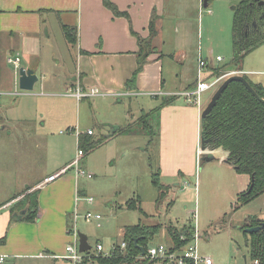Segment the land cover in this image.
<instances>
[{
	"label": "rangeland",
	"instance_id": "obj_1",
	"mask_svg": "<svg viewBox=\"0 0 264 264\" xmlns=\"http://www.w3.org/2000/svg\"><path fill=\"white\" fill-rule=\"evenodd\" d=\"M239 1L211 0L209 6L204 8L206 11L202 14L200 34L196 36L198 51L196 58L192 59L199 65L200 55L207 61L215 58L214 67H207L205 71L206 77L218 73L242 74L238 73L241 70L233 68L236 65L232 34L233 6H237ZM46 24L48 33L45 32L41 44V63L45 70L42 75L48 77L46 85L42 79L36 83L33 91L28 92L31 95H18L23 92L18 87L20 92H14L15 95L8 97L3 102L5 106L0 108V125H3L0 128V205L76 158L80 148L75 140L76 135L88 134V130H92L94 135H87L89 139L107 138L97 147L86 151L80 160V167L92 173L93 177L78 175L74 167L54 182L46 183L39 192L42 196V216L51 222L60 216V212L57 213L50 206L54 197L58 209L71 212L67 214L72 216L70 226L75 225L78 232L88 236L92 259L87 264H98L95 260L98 255L97 243H102L105 251L111 250L115 244L122 242L124 227L138 222L162 225L159 234L149 245L170 244L169 225L179 230L192 227L194 233L198 230L201 235L192 245H197L199 254L211 256L214 264H252L251 258L247 263L244 259V255L249 254V246L243 225L251 215L264 219V193L244 205L239 203L238 192L248 185L250 177L223 161L226 157L223 158L225 151L222 148L213 150L215 158L212 160L205 159L206 153L197 151V147L200 149L201 119L199 143L196 139H188L192 125L188 133L186 123L178 124L184 135L188 133L185 149L188 168H194L197 153L196 173L176 180L169 176L161 178L167 189L157 202L159 190L153 183V173L159 169L157 151L160 127L158 129L155 118L154 123L152 121L154 135L149 134L148 130L143 129L140 116L143 111L156 106L161 96L158 99L145 94L114 97L106 92L83 100L70 96L72 87L80 84L78 79L73 78L75 49L70 48L64 38L56 17L48 16ZM218 55L223 59L216 60ZM195 61H191L192 66ZM179 66L180 62L165 57L164 77L169 87H179ZM241 66L252 81L264 82V42L244 57ZM224 70L226 73L222 72ZM216 89L203 92L202 102L203 99L208 102ZM176 102L190 103L179 94ZM191 105L195 106L194 103ZM70 128H74V131ZM174 143L178 146L182 140ZM88 197L93 198L92 203L88 202ZM139 200L141 208L126 206L128 202L139 203ZM10 208V205L0 206V216H12ZM88 212L101 214L102 218L88 221L85 218ZM8 226L0 234V237L6 235L7 240L11 231L10 228L7 230ZM11 232L8 252L17 255L7 256L2 264H65L48 253L39 255L43 252L41 248H19L18 245L26 238H31L29 228L16 227ZM45 235L64 253L67 244L74 239L67 230L57 239ZM32 236L38 247L40 241L46 238L42 231L36 229L32 230ZM7 240L1 245L5 246Z\"/></svg>",
	"mask_w": 264,
	"mask_h": 264
},
{
	"label": "crops",
	"instance_id": "obj_2",
	"mask_svg": "<svg viewBox=\"0 0 264 264\" xmlns=\"http://www.w3.org/2000/svg\"><path fill=\"white\" fill-rule=\"evenodd\" d=\"M110 1L117 6L120 12H127V15L115 14L111 8L105 5L104 0H0V108L2 109L5 106L3 102L8 97L15 95L14 92L17 94L20 92L17 89L19 87V76L14 69V65L8 60L10 57L20 58L23 67L34 68L39 75L38 82L45 80L46 85L48 77L42 75L45 70L41 63L43 53L41 44L45 32L48 33L46 28L48 16L57 18L61 24L63 35L64 24L77 27L76 43L72 44L66 40L70 48L75 49L76 69L73 78L76 81L78 79V82L84 88L97 86L101 92L109 93L110 96L114 97H135L145 94L158 99L161 96L157 105L160 104L162 96L178 95L190 88L197 80L199 65L192 58H196L198 51L196 36L200 34L202 14L206 11L204 0ZM153 14L158 17L156 21L158 34L153 39V49L138 74L136 87L127 90L126 82L138 66V52L140 51L138 35L143 38L150 35L149 26ZM166 56L173 61L180 62L177 74L179 89L174 86L169 87L166 83L164 77ZM192 60L195 61L194 66H192ZM208 60V67H214L215 58H209ZM243 73H245L244 70ZM262 83L264 84V82ZM28 92L31 91H23L18 95H31ZM70 96L73 95L70 94ZM175 101L161 109L160 140L157 151L161 178L169 176L172 180L182 179L190 173H196L197 153L195 154L194 168H188L185 161L187 154L185 150L187 147L186 139L192 125L191 136L188 139H196V142L199 143V122L202 111L209 102H205L203 99L201 106H194L191 103L186 102V104H183L175 103ZM185 123L188 128L186 135L178 127V124ZM0 128H3V125H0ZM194 134L195 138H193ZM75 140L78 141L77 135ZM178 140H182V144L177 146L174 141ZM176 143L179 144V142ZM198 150L202 154L197 147ZM225 157H227L226 151L223 154V158ZM73 160L67 161L58 170L70 165ZM44 179L28 185L24 191L16 195L17 197L2 204L1 208L10 205L12 216L14 214L13 210L20 212L18 207L26 192L34 190L35 187L40 189L42 187L41 182ZM248 185L240 191L245 190ZM29 187L32 188L27 190ZM52 192L55 193V191ZM38 199L39 205L42 204L40 193ZM56 204V198L52 197L50 206L57 213L60 212V216L52 222L49 218L42 216L41 206L40 217L35 222L12 221V216H0V234L4 232L8 225L7 230L10 228L11 231L16 227L29 228L31 238L29 240L26 238L21 245H18L19 248L24 247L30 250L41 248L43 252L41 251L39 255L48 253L47 255L53 259H61L66 264L65 260L60 257L65 254L63 250H59L54 241L45 235L46 233L57 239L66 230L69 234L72 216L67 214L71 212L65 211L64 208L58 209ZM1 210L5 211V209ZM63 214L66 216H63ZM34 229L42 231L46 237L40 241V247L37 246V242L32 236V230ZM11 231L7 240L8 243L5 246L0 245V256H4L5 260L11 254L13 256L17 255V253L8 252Z\"/></svg>",
	"mask_w": 264,
	"mask_h": 264
},
{
	"label": "trees",
	"instance_id": "obj_3",
	"mask_svg": "<svg viewBox=\"0 0 264 264\" xmlns=\"http://www.w3.org/2000/svg\"><path fill=\"white\" fill-rule=\"evenodd\" d=\"M210 1L208 0V4ZM104 2L115 14L127 15V12H120L112 1L104 0ZM263 12L264 6H261L257 0H240L234 9L232 34L234 60L236 63L233 68L235 70L243 71L241 62L244 57L264 42V18L260 19ZM157 18V15L153 14L149 26L150 35L147 38L138 35L140 43L138 66L126 82L127 90H132L136 87L138 74L153 49L152 42L158 34ZM254 20L258 22L257 28L252 25ZM63 31L65 38L72 44H75L77 41V27L64 24ZM222 72L226 73L225 70ZM243 74L258 96L249 90L243 82L232 81L223 91L212 111L204 119L201 118L200 127V142L201 138H204L209 150L222 148L227 152V159L234 163L233 167L238 172L249 175L250 182L248 187L238 192V201L241 205L251 202L264 193V101L261 100V98L264 99V84L262 82H254L245 73ZM217 75L221 74L218 73ZM195 83L190 88H193ZM177 97L178 95L162 96L159 105L147 112L143 111L140 116L143 129L148 130L149 134L152 133L151 135H154L153 123L155 118L159 129L161 109L173 103ZM87 135L90 134H79L78 136V145L85 153L107 139L106 137H101L98 140H91ZM252 175H254V185L252 190L248 191ZM153 183L159 190L158 202L163 192L167 189L166 184L161 181L160 168L157 172L153 173ZM31 188L29 187L27 190ZM39 192V188L27 192L21 200L19 210L27 208V213L21 220L35 222L39 219ZM126 206L128 208H141V201L139 200V203L131 201ZM13 213H15L14 210ZM12 221H14L13 216ZM261 221H264V219L251 215L247 217L243 230L247 235L249 246L248 259L251 258L253 263L257 260L259 264H264V228L252 233H248L245 230L247 226H256ZM161 229L162 225L160 223L138 222L137 224L127 225L124 227L122 234V242L126 243V247L122 249L120 247L121 243L115 244L110 255L98 254L95 260L98 264H150L149 260L143 256H145L150 246L149 243L159 234ZM167 229L171 238L170 244L173 245L174 249L182 248L194 238L192 227L187 230L183 228L179 230L176 226L169 225ZM6 240V235L0 237V245L5 244ZM141 248L145 250V254L142 253ZM88 260L90 258L87 256L84 263L87 264Z\"/></svg>",
	"mask_w": 264,
	"mask_h": 264
},
{
	"label": "built area",
	"instance_id": "obj_4",
	"mask_svg": "<svg viewBox=\"0 0 264 264\" xmlns=\"http://www.w3.org/2000/svg\"><path fill=\"white\" fill-rule=\"evenodd\" d=\"M202 56H199V66L197 71V80L193 88H188L182 92L179 93V95L184 96V98L190 102L194 103L195 105L201 106L202 104V94L205 91L211 90L213 88H218L220 84L223 82L227 74H221V75H215L211 77L205 76L206 68L208 67L209 63L207 60L201 58ZM223 58L218 55L216 57V60H222ZM9 62L12 63L15 67L16 73L19 72L20 68V58L10 57ZM234 73H228V74H235ZM238 73H242L243 71H239ZM211 78V79H209ZM101 93L100 88L97 86L84 88L81 84L76 86L75 88H72L71 95L75 96L77 99L82 100L86 97H93L95 95H98ZM71 131H74V128L70 129ZM88 134H94L92 130H88ZM80 133L77 135L79 136ZM201 144V143H200ZM85 155V151L81 148H79L77 152L76 158H74L73 162L64 167L60 170L48 175L43 182H41V185L44 186L46 183L52 182L56 180L58 177L63 175L67 172V170L71 168H76L78 175H84L89 178L93 177V174L90 172H87L83 167H80V160ZM88 202L92 203L93 198L88 197ZM85 218L90 221L92 219L100 220L102 218L101 214H93L91 212H88L85 215ZM197 230V229H196ZM69 233L74 236V239L72 242H69L66 246V253L62 256L66 262V264H85V259L88 256L90 259H92L91 252H81L80 251V242H79V232L77 231L75 225H72L69 229ZM200 233L197 232L194 233V238H192L187 244H185L180 249H174L172 244H158V245H150L144 258L149 260L150 264H214V261L211 256H203L199 254L197 245H192V242L194 240H198L200 237ZM122 249L126 247L125 242H121ZM114 249V246L111 250L105 251L104 246L102 243L96 244V252L97 254L102 255H110ZM43 255V254H41ZM57 257V256H55ZM59 257V256H58ZM5 260L4 256H0V262H3ZM253 264H259V262L256 260Z\"/></svg>",
	"mask_w": 264,
	"mask_h": 264
},
{
	"label": "water",
	"instance_id": "obj_5",
	"mask_svg": "<svg viewBox=\"0 0 264 264\" xmlns=\"http://www.w3.org/2000/svg\"><path fill=\"white\" fill-rule=\"evenodd\" d=\"M257 1L261 6H264V0H257ZM203 2H204V6L208 7V5H209L208 0H204ZM235 7L236 6H233V8H235ZM262 18H264V12L260 16V19H262ZM252 25H253V27L257 28V26H258L257 20H254ZM248 29H250V27H248ZM247 32H248V30H247ZM18 76H19L18 77L19 87L23 91H33L35 88V84L39 81V75L37 74V72L34 68H26V67L22 66L19 68ZM232 81L243 82L249 90H251L256 96H258L257 93L255 92V90L253 89V87L251 86L250 82L248 81V79L244 76V74H227V76L225 77L223 82L216 89L213 96L211 97V99L207 103L206 107L202 111V114H201L202 119H204L212 111L214 106L217 104L218 99L221 97L223 91L228 87V85ZM261 100L264 101L263 98H261ZM200 143H201L200 144L201 152L207 154L205 156V159H207V160L214 159L215 156L213 154V150H209L207 148L206 140L204 138H201ZM223 161L228 163L231 166L234 165V163L230 162L227 159V157ZM253 185H254V175H252V181H251V184L249 186L248 191L252 190ZM26 212H27V209H23L20 212H15L13 214V220L14 221H20ZM262 228H264V221H261L260 224H258L256 226L246 227L245 230L249 233H252V232L259 231ZM78 234H79V242H80V246H79L80 251L81 252H90L92 246L89 244L88 236L82 232H79ZM141 249H142V253L145 254V250L143 248H141ZM244 259H245V262L247 263L248 262L247 255H244Z\"/></svg>",
	"mask_w": 264,
	"mask_h": 264
},
{
	"label": "flooded vegetation",
	"instance_id": "obj_6",
	"mask_svg": "<svg viewBox=\"0 0 264 264\" xmlns=\"http://www.w3.org/2000/svg\"><path fill=\"white\" fill-rule=\"evenodd\" d=\"M261 219H263V218H261ZM246 220H247V218H246ZM246 222V221H245ZM247 227H249V226H247Z\"/></svg>",
	"mask_w": 264,
	"mask_h": 264
}]
</instances>
